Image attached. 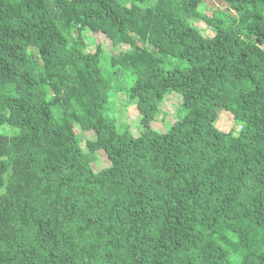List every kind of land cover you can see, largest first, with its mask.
Returning a JSON list of instances; mask_svg holds the SVG:
<instances>
[{
	"label": "trees",
	"instance_id": "trees-1",
	"mask_svg": "<svg viewBox=\"0 0 264 264\" xmlns=\"http://www.w3.org/2000/svg\"><path fill=\"white\" fill-rule=\"evenodd\" d=\"M0 264H264V0H0Z\"/></svg>",
	"mask_w": 264,
	"mask_h": 264
},
{
	"label": "rangeland",
	"instance_id": "rangeland-1",
	"mask_svg": "<svg viewBox=\"0 0 264 264\" xmlns=\"http://www.w3.org/2000/svg\"><path fill=\"white\" fill-rule=\"evenodd\" d=\"M201 11L204 14H208V15L212 14V8L208 5H204L201 8ZM197 25L200 28H205V24L200 20L197 21ZM205 33L210 34L209 31ZM85 41L90 44L89 51H91V53L94 52V48L97 44H105V46L110 50V44L103 34L93 35L91 33H86ZM115 53H117V51ZM179 102H180V99L176 94L175 95L173 94L170 98L164 101V107L162 111L160 112V114L157 116L156 121L153 123V129L156 133H160V131L166 132L169 129L170 127L169 122H173L172 114L175 112L174 103H179ZM217 126L222 131H225V132L231 131L234 127H233V121L230 118V114L226 112L222 113L220 115ZM14 131L15 130L9 127L8 125H4L3 127H1V132L4 134H12ZM109 165H110V161L108 160V157L104 151H98L94 153L92 166L96 171H101L107 168ZM186 230L188 232L189 228L185 229V232ZM191 230H193V232L194 231L197 232L196 229H191ZM187 235L188 236L186 238L189 240L190 236L192 237L194 234L187 233ZM197 240H199L198 237H197ZM182 241L183 243H186L185 240L182 239Z\"/></svg>",
	"mask_w": 264,
	"mask_h": 264
}]
</instances>
